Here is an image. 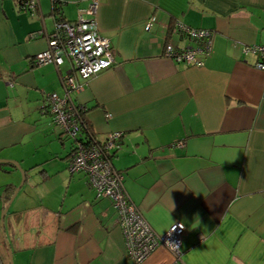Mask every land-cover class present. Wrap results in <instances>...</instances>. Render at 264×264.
Returning <instances> with one entry per match:
<instances>
[{
    "label": "crops",
    "instance_id": "crops-1",
    "mask_svg": "<svg viewBox=\"0 0 264 264\" xmlns=\"http://www.w3.org/2000/svg\"><path fill=\"white\" fill-rule=\"evenodd\" d=\"M90 2L40 0L31 12L0 0V264H137L112 201L69 169L73 141L48 110L71 63L35 60L48 43L31 34ZM97 20L115 65L79 78L72 97L98 139L123 132L113 163L133 202L158 233L185 224V264H264V71L243 53L264 45V0H100ZM177 23L212 31L204 65L165 53L194 43ZM9 161L41 177L36 193L11 190L2 219L5 186L21 180ZM144 264L179 263L160 247Z\"/></svg>",
    "mask_w": 264,
    "mask_h": 264
},
{
    "label": "built area",
    "instance_id": "built-area-1",
    "mask_svg": "<svg viewBox=\"0 0 264 264\" xmlns=\"http://www.w3.org/2000/svg\"><path fill=\"white\" fill-rule=\"evenodd\" d=\"M39 1L20 0V5L24 10L37 12ZM99 5L100 0H91L87 8L80 10L76 20H57L55 31L51 34L43 31L31 34L33 38L45 36L48 43L46 49L36 55L37 64H53L58 68L66 60L71 63V71L63 80V94L51 92L47 95L48 110L54 124L62 130L63 135L73 141L69 169L72 172L84 173L98 198H108L112 201L117 211V222L124 234L127 252L136 263L144 264L156 250L165 247L176 262L185 264L182 260L183 243L179 249L166 245V241L170 239L168 231H175L171 239L183 242L185 224L177 222L162 234L155 231L131 199L125 187L124 174L113 163L123 132L112 131L104 139H98L85 119L87 108L77 104L72 97V93L81 88L79 78L90 79L115 65L113 44L99 29ZM153 22L154 19L151 18L145 27L146 30L152 28ZM172 32L194 43L182 48L169 43L165 53L177 62L194 66L204 65L203 57L212 52V31L177 23ZM243 53L257 55V67L264 71V45H245ZM177 225L184 230L181 231Z\"/></svg>",
    "mask_w": 264,
    "mask_h": 264
},
{
    "label": "rangeland",
    "instance_id": "rangeland-1",
    "mask_svg": "<svg viewBox=\"0 0 264 264\" xmlns=\"http://www.w3.org/2000/svg\"><path fill=\"white\" fill-rule=\"evenodd\" d=\"M20 175H21V180L19 183H21L22 179H23V175H22V171L21 170H18ZM76 174H79V173H76ZM40 174L38 172V170H31L30 171V174H28L27 176V180L25 182V184L23 185V187L20 189L19 193H24L26 191L30 193H36L37 192V187H36V183L40 180ZM35 192H34V191ZM35 196H38V194H35ZM3 215V214H2ZM1 215V217H2Z\"/></svg>",
    "mask_w": 264,
    "mask_h": 264
},
{
    "label": "water",
    "instance_id": "water-1",
    "mask_svg": "<svg viewBox=\"0 0 264 264\" xmlns=\"http://www.w3.org/2000/svg\"><path fill=\"white\" fill-rule=\"evenodd\" d=\"M10 164L14 165V167H16L17 169L22 171V175H23V179L21 181V183L19 185L16 186V193L15 195L20 191V189L23 187V185L25 184L26 180H27V173L19 166V164L17 162L14 161H9ZM13 166H8V168H10L11 170L14 169ZM14 195V196H15ZM11 205V202L8 203V205L6 206V208L3 211V215H2V219H4V216L6 214V212L8 211L9 207ZM12 255V254H11Z\"/></svg>",
    "mask_w": 264,
    "mask_h": 264
},
{
    "label": "trees",
    "instance_id": "trees-1",
    "mask_svg": "<svg viewBox=\"0 0 264 264\" xmlns=\"http://www.w3.org/2000/svg\"><path fill=\"white\" fill-rule=\"evenodd\" d=\"M58 3H56V7H55V13H57L58 14ZM60 20L62 19V18H59ZM58 19V20H59ZM64 20V19H63ZM90 127V126H89ZM15 189V193H16V186L15 185H7V186H5V189H4V195H3V198H4V201L6 202V203H9L10 202V200H12V198L14 197L13 196V192L11 193V190L12 189ZM15 193H14V195H15ZM13 196V197H12Z\"/></svg>",
    "mask_w": 264,
    "mask_h": 264
},
{
    "label": "clouds",
    "instance_id": "clouds-1",
    "mask_svg": "<svg viewBox=\"0 0 264 264\" xmlns=\"http://www.w3.org/2000/svg\"><path fill=\"white\" fill-rule=\"evenodd\" d=\"M177 228H179L181 231L184 230L179 225H177ZM174 232L175 231H168V236L170 237V239L166 241V245H168V246H174L176 249H179V247L181 246V244L183 242L182 241H179V240H173V239H171V237H172V235H173Z\"/></svg>",
    "mask_w": 264,
    "mask_h": 264
}]
</instances>
